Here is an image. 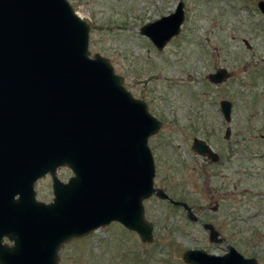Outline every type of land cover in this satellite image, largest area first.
Segmentation results:
<instances>
[{"label": "water", "instance_id": "95a60500", "mask_svg": "<svg viewBox=\"0 0 264 264\" xmlns=\"http://www.w3.org/2000/svg\"><path fill=\"white\" fill-rule=\"evenodd\" d=\"M183 3L138 28L161 49L179 31ZM256 6L264 19V0ZM89 23L69 0H0V264H57L61 244L116 221L145 242L153 224L143 199L154 193L180 205L186 201L153 186L148 137L161 120L134 97L109 59L88 49ZM230 71L207 73L219 83ZM225 121L231 103L219 100ZM229 126L225 128L228 135ZM191 149L210 160L217 154L194 137ZM71 174L58 180L54 169ZM51 174L52 199L35 198L33 182ZM220 241L210 222H201ZM188 264H257L232 245L221 253L184 248Z\"/></svg>", "mask_w": 264, "mask_h": 264}, {"label": "rangeland", "instance_id": "374dc122", "mask_svg": "<svg viewBox=\"0 0 264 264\" xmlns=\"http://www.w3.org/2000/svg\"><path fill=\"white\" fill-rule=\"evenodd\" d=\"M177 1L184 10L179 32L157 49L138 28L172 11ZM256 1L69 0L89 23L90 54L106 56L122 83L161 120L148 139L154 184L187 204L216 200L217 210L199 219L222 239L209 240L207 229L181 206L150 195L142 201L153 224L149 242L111 221L61 244L57 264H188L184 248L221 254L228 245L264 264V157L257 156L264 152V19ZM217 66L230 75L212 83L206 73ZM221 98L231 103L229 121L219 110ZM226 125L230 133L223 138ZM193 135L220 153L221 165L214 167L223 176L204 184L192 179ZM67 172L61 168L60 175ZM210 188L216 189L212 199ZM35 189L38 199H48V177L38 179Z\"/></svg>", "mask_w": 264, "mask_h": 264}, {"label": "flooded vegetation", "instance_id": "af4514ba", "mask_svg": "<svg viewBox=\"0 0 264 264\" xmlns=\"http://www.w3.org/2000/svg\"><path fill=\"white\" fill-rule=\"evenodd\" d=\"M257 2V1H256ZM183 7V6H182ZM257 7V6H256ZM183 17H184V10H183ZM179 32V31H178ZM178 34V33H177ZM218 67V66H217ZM224 67V66H223ZM216 68V67H215ZM214 68V69H215ZM210 72V71H209ZM208 73V72H207ZM207 73H206V77H207ZM208 79V78H207ZM209 80V79H208ZM124 85V84H123ZM125 86V85H124ZM125 88L127 89V90H129V92L134 96V97H137V98H140V99H142L141 97H139V96H135L132 92H131V90L129 89V88H127L126 86H125ZM144 100V99H143ZM145 101V100H144ZM146 103V102H145ZM218 107H219V102H218ZM148 108V107H147ZM149 110V109H148ZM220 110V109H219ZM154 115V114H153ZM155 116V115H154ZM158 118V117H157ZM159 119V118H158ZM161 126V125H160ZM227 126V125H226ZM226 126L224 127V131H223V134H222V136H223V138H228V136H229V133H230V129H229V132H228V135L227 136H225V128H226ZM160 128V127H159ZM158 131V130H157ZM156 131V132H157ZM155 132V133H156ZM154 133V134H155ZM154 134H152V135H154ZM151 135V136H152ZM151 136H149L148 137V139L151 137ZM194 137H198V138H201V139H204V138H202V137H199V136H195V135H193L192 136V139L194 138ZM262 137V136H261ZM192 139H191V142H192ZM207 143H208V145L211 147V145L209 144V142L206 140V139H204ZM191 142H190V145H191ZM231 148V147H230ZM211 149L217 154V159H215V160H210L206 155H202V154H199V153H197L196 151H194L193 149H191V146H190V150H191V153H192V162H191V170H193L194 171V173H192V179H194V180H199L200 179V182H201V184H204V183H208V181H209V178H210V176H223V174H222V172H220V170L218 171V169L217 168H215L214 166H216V165H221V163H220V159H221V155H220V153L216 150V149H214L213 147H211ZM152 153V152H151ZM152 156H153V154H152ZM257 156L258 157H264V152H261L260 154H257ZM153 162H154V156H153ZM61 168H65V169H67L68 170V172L66 173V175H60V171H61ZM221 169V168H220ZM154 170H155V166H154ZM209 170H212L211 172H209ZM71 174V171H70V169L66 166V165H58V166H56L55 167V169H54V175H55V177L58 179V180H60V181H62V182H65L66 180H67V178L69 177V175ZM154 174H155V172H154ZM154 176V175H153ZM41 177H48V189H49V197H48V199H46V200H43V199H39V200H42V201H44V202H49L51 199H52V196H53V193H52V180H51V174L49 173V172H46L43 176H40V177H38V178H36L35 180H34V182H33V188H34V190H35V198L36 199H38L37 197H36V189H35V183H36V181L38 180V179H40ZM236 184V183H235ZM207 185V184H206ZM153 186L154 187H161V186H156L155 184H154V181H153ZM164 191H165V189L163 188V187H161ZM196 188H193L192 189V192H196ZM166 192V191H165ZM206 192H208V194L210 195V197H208L209 199H212L213 198V196H215V194H216V189L215 188H210L209 190H207ZM167 193V192H166ZM168 194V193H167ZM151 195H154V196H156L154 193H152ZM170 197V196H169ZM159 198V197H158ZM172 198V197H171ZM161 200H166V201H168V202H170L169 200H168V198H160ZM175 199V198H174ZM171 203V202H170ZM178 206H180V205H178ZM188 206H189V208H190V210H191V213H192V215L195 217V219H193L192 221H197V222H199L200 224H201V220L199 219V217H204L205 216V212H207V210L208 209H210L211 211H215V210H217V208H218V202L216 201V200H214L213 201V203L212 204H208V205H204V203L203 202H200V203H190V204H188ZM262 209V208H261ZM185 213H186V211H185ZM204 222H206V221H204ZM208 231V230H207ZM218 237H221V236H219V233H218ZM221 239H222V237H221ZM256 263H257V260H256ZM258 264V263H257Z\"/></svg>", "mask_w": 264, "mask_h": 264}, {"label": "trees", "instance_id": "16d2710c", "mask_svg": "<svg viewBox=\"0 0 264 264\" xmlns=\"http://www.w3.org/2000/svg\"><path fill=\"white\" fill-rule=\"evenodd\" d=\"M90 264H92V263H90Z\"/></svg>", "mask_w": 264, "mask_h": 264}]
</instances>
